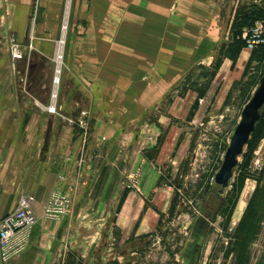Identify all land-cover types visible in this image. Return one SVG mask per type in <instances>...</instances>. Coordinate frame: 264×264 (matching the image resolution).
<instances>
[{
    "label": "crops",
    "instance_id": "obj_1",
    "mask_svg": "<svg viewBox=\"0 0 264 264\" xmlns=\"http://www.w3.org/2000/svg\"><path fill=\"white\" fill-rule=\"evenodd\" d=\"M220 1L225 2L92 0L93 25L84 30L90 45L86 44L79 59L84 79L71 77V87L68 84L64 92L68 101L64 99L60 105L64 117L72 116L76 109L90 112V133L95 138L87 140L72 122L59 121L54 113L38 109L34 103L36 97L29 91L23 94L18 91L16 74L11 70L12 64L21 68L25 60L14 62L8 37L14 35L15 41L28 52L30 18L38 4L44 10L46 22L34 30L40 37L38 40L33 34L32 47L46 58H52V21L59 20L62 1L0 0V219L16 209L21 197L27 194L36 198L34 211L38 217L28 250L7 264H21L25 259L32 260L30 264L36 263L38 257L33 250L43 248V244L49 249L48 238L65 225L67 216L53 221L44 215V205L56 188L68 192L76 202L82 191L83 196H88L99 184V194L108 197L111 207L128 188L123 205L112 221L121 245L131 243L132 240L128 241L131 236L141 240L156 231L160 214L152 206L166 213L174 198L170 186L159 184L158 168L176 145L180 129L176 121L188 119L199 89L207 86L190 122L205 120L211 111L222 114L228 110L224 108L225 102L235 84L241 81L252 53L243 49L234 68L232 60L221 55L231 36L229 42H218L223 33L219 25L223 13L222 5L218 9ZM234 1L236 10L239 1ZM82 8V14L87 13L85 3ZM77 9L80 10L79 1ZM220 58L221 66L215 78L206 83L203 72ZM30 66L35 67L33 63ZM186 78L193 87L184 90L170 110L158 113L159 101L176 93ZM148 116L157 118L156 123L149 125L153 135L159 139L163 130L166 133L156 154L155 143L139 146V134L136 137L140 124L151 120ZM137 121L139 128L131 146L134 156L130 162L126 153L112 159L109 154L118 142V132L132 130ZM50 122L49 147L42 154ZM120 158L128 162L131 172L140 170L139 180L133 186L127 181L122 187L115 168H108L103 176L96 171L101 163L107 166Z\"/></svg>",
    "mask_w": 264,
    "mask_h": 264
},
{
    "label": "rangeland",
    "instance_id": "obj_2",
    "mask_svg": "<svg viewBox=\"0 0 264 264\" xmlns=\"http://www.w3.org/2000/svg\"><path fill=\"white\" fill-rule=\"evenodd\" d=\"M57 1H62V3L59 20L56 23V18H53L52 21L54 23L52 60L41 55L32 47L33 39H35L33 34L38 40L40 37L34 33V30L36 27L42 28L46 22L43 16L44 10L38 4L36 5L35 14H31L30 18L28 52H25L22 45L15 41L14 35L8 37L11 47L13 42L20 47L22 56L18 60H25L21 68L19 65L14 68L12 64L11 70L16 74L18 91L21 90L22 94L29 91L31 96H35L34 103L38 109L49 112L50 108L56 107V113L53 116L59 121L68 120V122H72L89 140L95 138L90 133L92 127L90 112L88 116L89 130L85 131L77 125L82 109H76L72 116L64 117L62 114L63 109L60 105H63L61 101L64 99L65 102L68 101V95L65 97L64 92L67 85L69 84L70 86L71 84V77L77 76L79 80L84 79V71H80V67L83 64L79 59L83 56V49L86 50V44L89 43L90 45L87 39L89 36L84 33V30L93 25L92 0ZM78 1L80 10L77 9ZM238 1L239 5L242 1L254 2V0ZM256 2L262 4L263 0H256ZM83 3H85L84 9H88L85 14H82L83 11H81L83 10ZM236 4L233 0H225L224 3L218 2V9L222 5L223 10L219 20L223 33L218 42H229L232 23L236 14ZM42 37H45V35L43 34ZM30 63H33L35 67L31 68ZM59 70L60 73H58ZM228 73L231 74L230 71ZM254 73V68H250L248 77L258 75V73ZM203 75L205 76V74ZM58 79L60 82H58ZM188 88L186 80H183L176 93H170L168 98L165 97L162 101L160 100L161 102L159 101L158 113L170 110L174 100ZM240 89H242V81L235 84L230 98L225 102L226 106L224 108H228V110H224L222 114H216L215 111H211L210 115L205 117V120L197 121L196 123H191L192 121L190 122L186 119L176 121L178 123L177 126L180 128L175 140L176 145L172 153L166 157L167 159L158 168L161 172L159 184L170 186L173 189V199L176 198L175 215L171 218L170 210L167 211L156 231H154L153 236H143L141 240L131 236L128 240H132L131 243L128 242L125 246L121 245V240L116 234L115 226L112 224L120 199L116 200L111 207L108 197L105 198L104 195L99 194V184H97L92 194L83 196L82 191L76 198L72 213L64 220L65 225L61 227L59 232L56 230L48 238L50 241L49 249L48 247L45 249L46 245L43 244V248L38 247L33 250L38 257L36 263H33L183 264V252L193 241V225L195 220L198 219L204 221L208 227L197 264H236L237 252L232 251L228 257L226 253L228 249L233 248L231 242L234 239L236 228L254 191L258 187L259 183L255 178L260 176L264 169V139L260 142L251 159L249 170L254 176L245 181L227 232L223 227L224 217L218 211L220 210L221 202L231 190L239 171L235 169L230 187L226 189L223 196H219L220 186L215 183L214 179L211 180L209 175L216 172L218 170L217 166L222 164L224 151L221 146L229 145L235 127L241 119L242 110L247 100H245ZM254 90L252 89V93ZM46 98L48 99L45 102ZM63 117L66 119H63ZM149 118L151 120L143 122L140 126L139 146L146 143H155L156 147L166 133L163 130L159 135V139L156 135H153L154 133L149 125L156 123L157 118L155 116H150ZM138 121L132 130L118 132V142L112 146L113 149L109 154L112 159L126 153V155H129L128 162H130L131 157L134 156L131 153V146H133V136L139 128L137 127ZM129 123H127L128 126ZM116 139L115 137L114 141ZM102 141L105 142V139L103 138ZM178 142L181 144L178 145ZM186 143L188 144L187 146ZM242 160L243 157L241 156L239 162ZM114 161L107 166L105 162L101 163L96 171L103 176L108 168H115L120 176L119 181H121L122 187L123 184L125 187L127 181L130 183L129 175L131 171L129 167L127 168L129 164L124 162L123 159L121 160V158L116 162ZM205 178L209 180V190L204 187ZM46 251H48V255L45 254ZM248 253L250 254L248 264H264V217L258 236L251 243ZM30 263H32V260L25 259L21 264Z\"/></svg>",
    "mask_w": 264,
    "mask_h": 264
},
{
    "label": "trees",
    "instance_id": "obj_3",
    "mask_svg": "<svg viewBox=\"0 0 264 264\" xmlns=\"http://www.w3.org/2000/svg\"><path fill=\"white\" fill-rule=\"evenodd\" d=\"M257 22H262L264 24V4H260L256 2H245L240 4L238 9L236 10V14L232 23V29L230 35L231 41L223 46L221 52L222 56L228 57L232 60L233 62L232 68L235 67L236 61L241 51L247 47V39L244 38V32L254 27ZM220 66H221V58L216 62H214L209 69L203 72L205 76L203 75L202 77L205 78L206 83H210L215 78ZM252 67L255 70L254 74L258 73V75L257 76L253 75L248 77L249 69ZM263 75H264V35H263V42L258 44V46L252 50L251 56L245 66L243 77L241 79L242 89H240V92L242 93V95H244L245 100H247L246 103L251 97L252 89H255L257 87ZM246 77H248V79L244 81ZM186 85L189 88L193 87L191 82L187 78H186ZM207 87L203 89H199L198 91L199 97L196 100L195 104L193 105V108L187 119L188 121H191L193 119L196 110L198 109L199 101L206 94ZM263 139H264V110L261 112V119L257 123L256 129L253 132L251 139L249 140L245 152L242 154L243 160L239 162L237 168L239 173L233 182L232 188L231 190H229L228 195L220 204V210L218 211V213H220L224 217L223 227L225 228L226 232L228 231V226L231 222L232 215L237 205L238 199L244 188L245 181L248 178L254 176L249 170V166L255 150L257 149V147L259 146L260 142ZM162 142L163 140H160L158 145L154 148L155 154L158 152ZM179 144L180 142H178V145ZM226 147L228 146L222 145L221 149H223V151L225 152L227 149ZM220 166H217V169H219ZM216 172H214L212 175H209L211 176L210 177L211 180L213 179ZM263 176H264V169L261 172V175L255 178L256 180H258L259 183L258 187L254 191V194L251 197L245 209V212L236 228L234 239L231 242L233 248L228 249L226 253V256L228 257L232 251L237 252L236 264L249 263L250 260V254L248 253L249 247L251 243L258 236V233L261 228L262 219L264 217V177ZM204 187L206 190H209L210 188V183L208 178H205ZM128 191L129 189H126L124 193L121 195L117 212L121 209V206L123 205V202L127 196ZM175 200L176 198L173 199L169 211L171 218L175 215V208H176ZM152 207L160 214V220H159L160 223L165 213L159 211L158 208L155 207L154 205ZM150 236H153V233L148 234L144 237H150Z\"/></svg>",
    "mask_w": 264,
    "mask_h": 264
},
{
    "label": "built area",
    "instance_id": "obj_4",
    "mask_svg": "<svg viewBox=\"0 0 264 264\" xmlns=\"http://www.w3.org/2000/svg\"><path fill=\"white\" fill-rule=\"evenodd\" d=\"M263 35L264 24L257 22L254 27L244 32V38L247 39L246 48L253 50L257 47L258 44L263 42ZM11 52L14 62H17L22 56L20 47L15 42L12 44ZM13 66L15 68L16 63ZM58 73H60V70ZM50 112L56 113V107L50 108ZM80 114L77 125L88 131L89 111L82 109ZM139 177L140 170L131 172L129 175L130 185L133 186L139 180ZM35 202L36 198L34 195H24L21 197L17 208L0 219V262L2 264L9 263L13 258L28 250L33 229L38 222V217L34 211ZM74 206L75 202L72 196L61 188H56L44 205V215L49 220L58 221L71 214Z\"/></svg>",
    "mask_w": 264,
    "mask_h": 264
},
{
    "label": "water",
    "instance_id": "obj_5",
    "mask_svg": "<svg viewBox=\"0 0 264 264\" xmlns=\"http://www.w3.org/2000/svg\"><path fill=\"white\" fill-rule=\"evenodd\" d=\"M264 110V75L255 88L248 102L244 105L241 119L236 125L230 143L224 152V158L213 179L220 186L219 194H224L230 187V182L234 177V171L238 168L239 158L245 152L249 140L256 129L257 123L261 119V112ZM145 118L142 120L144 121ZM143 123V122H142ZM140 124V126L142 125ZM139 126V127H140ZM139 134V130L136 137ZM51 137V122L46 133L42 154L47 152Z\"/></svg>",
    "mask_w": 264,
    "mask_h": 264
},
{
    "label": "flooded vegetation",
    "instance_id": "obj_6",
    "mask_svg": "<svg viewBox=\"0 0 264 264\" xmlns=\"http://www.w3.org/2000/svg\"><path fill=\"white\" fill-rule=\"evenodd\" d=\"M226 191V190H225ZM225 193V192H224ZM224 194L219 196H223ZM208 225L202 220H195L193 225V241L183 252V264H197Z\"/></svg>",
    "mask_w": 264,
    "mask_h": 264
},
{
    "label": "bare ground",
    "instance_id": "obj_7",
    "mask_svg": "<svg viewBox=\"0 0 264 264\" xmlns=\"http://www.w3.org/2000/svg\"><path fill=\"white\" fill-rule=\"evenodd\" d=\"M243 59V58H242Z\"/></svg>",
    "mask_w": 264,
    "mask_h": 264
}]
</instances>
